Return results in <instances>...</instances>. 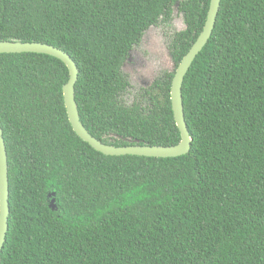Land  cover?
<instances>
[{
	"label": "trees",
	"instance_id": "obj_1",
	"mask_svg": "<svg viewBox=\"0 0 264 264\" xmlns=\"http://www.w3.org/2000/svg\"><path fill=\"white\" fill-rule=\"evenodd\" d=\"M210 0H0V40L37 41L79 67L81 121L107 144L175 145V71L123 101L121 70L147 29L186 27L175 68ZM69 69L44 53H0V125L10 181L0 264H264V0H222L183 82L192 137L177 157L105 155L69 121ZM52 200L56 208L51 206Z\"/></svg>",
	"mask_w": 264,
	"mask_h": 264
},
{
	"label": "water",
	"instance_id": "obj_2",
	"mask_svg": "<svg viewBox=\"0 0 264 264\" xmlns=\"http://www.w3.org/2000/svg\"><path fill=\"white\" fill-rule=\"evenodd\" d=\"M221 1L222 0H210L203 30L177 67L175 68L174 61L170 65V70L175 71L171 84V103L175 122L181 135L180 142L175 145L165 146L140 144L139 140H135L137 142L136 144L115 146L107 144L92 135L81 121L78 103L75 96V85L79 78V67L71 55L62 48L49 43L37 41L23 42L20 40H0V53H44L57 57L66 64L69 69V79L63 85V95L69 121L76 134L82 140L89 143L95 150L105 155L129 154L147 157H177L189 153L192 144V137L187 126L184 112L182 93L183 82L194 59L202 51L213 33ZM9 196L10 181L8 153L3 128L0 125V253L4 247L9 230ZM51 206L56 208L54 200H52Z\"/></svg>",
	"mask_w": 264,
	"mask_h": 264
},
{
	"label": "rangeland",
	"instance_id": "obj_3",
	"mask_svg": "<svg viewBox=\"0 0 264 264\" xmlns=\"http://www.w3.org/2000/svg\"><path fill=\"white\" fill-rule=\"evenodd\" d=\"M185 27L184 15L175 8L169 23L161 22L151 26L125 57L121 70L131 82L128 90L122 95L125 103L131 104L143 87H149L157 77L171 71L172 36Z\"/></svg>",
	"mask_w": 264,
	"mask_h": 264
},
{
	"label": "flooded vegetation",
	"instance_id": "obj_4",
	"mask_svg": "<svg viewBox=\"0 0 264 264\" xmlns=\"http://www.w3.org/2000/svg\"><path fill=\"white\" fill-rule=\"evenodd\" d=\"M147 30H148V29H147ZM147 30H146V31H147ZM132 50H133V49H132ZM130 51H131V50H130ZM130 51H129V53H130ZM139 79H140V78H139Z\"/></svg>",
	"mask_w": 264,
	"mask_h": 264
}]
</instances>
